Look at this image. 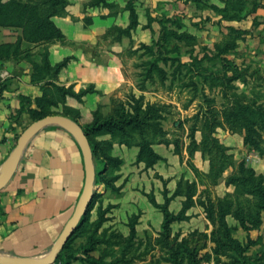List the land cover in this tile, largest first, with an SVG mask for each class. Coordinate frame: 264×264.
I'll use <instances>...</instances> for the list:
<instances>
[{"label": "rangeland", "instance_id": "374dc122", "mask_svg": "<svg viewBox=\"0 0 264 264\" xmlns=\"http://www.w3.org/2000/svg\"><path fill=\"white\" fill-rule=\"evenodd\" d=\"M109 2L115 19L110 20L111 26L105 37L113 42L121 41L118 39L120 32L111 29L129 26V2L136 7L140 24L131 31V38L124 37L129 42L122 45L120 54L121 68L129 81L127 86L111 96L108 105L98 107L104 114L111 112L114 104L118 103H124L131 110L129 105H133L132 98L139 99L143 106L156 105L160 108L159 122L166 131L168 144L154 143V149L163 160L153 168L146 169L143 163H137L139 148L136 145L114 142L111 154L124 162L120 170L114 173L120 176L115 183L120 190L114 192L103 184L97 185L98 197L90 219L80 237L72 243L71 252L78 264H169L164 261L169 257V251L165 249L163 241L159 243L164 217L153 206L149 196L164 204L165 190L169 192V197L173 196L179 183L184 180L196 183L194 199L198 202L208 199L217 202L227 197L243 199L244 196L234 186L226 185L227 177L242 162L264 176L263 119L257 127L263 147L261 153L246 146V131L230 127L223 116L226 106L231 105L237 96H244L245 103L250 101L256 107L264 108V0H202L200 4L191 0ZM149 17L153 19L151 30L145 28L149 24ZM117 20L126 26L113 24ZM175 20L184 26L179 31L193 35L196 41L191 45L172 41L167 45V51H171L176 43L179 51L164 52L162 59L167 60L157 62L165 74L155 71L148 77V63L158 59L159 54H149L142 44L151 45L153 40H158L163 25L176 29ZM236 76L240 78L229 81L226 86L225 81ZM2 87L6 85L1 84L0 89ZM211 107L220 112L219 119L223 122L214 136L227 148L233 162V167L226 170L217 184L209 177V159L196 150L191 138L195 128V139L201 142L203 117ZM25 113L19 114L17 119L20 129L18 137L34 122L31 113ZM110 139L109 135L98 138L100 141ZM183 201L184 197L181 196L174 199L170 211L179 213ZM99 207L107 211V221L96 233L95 240L98 238L105 243L96 245L93 251L88 252V237L94 233ZM135 216H138L137 234L131 237L130 222ZM188 216V220L172 224L170 239L176 238L179 242L186 240V244L195 251L205 245L211 250L213 243L205 235L210 237L214 227L207 219L204 208L197 204L188 211ZM227 222L234 228L235 238L242 242L247 240L248 234L234 217L228 216ZM253 234L261 237V240L247 254L252 258L251 264H264V224ZM217 259L220 264L230 263L225 256ZM208 263L218 264L216 259Z\"/></svg>", "mask_w": 264, "mask_h": 264}, {"label": "trees", "instance_id": "16d2710c", "mask_svg": "<svg viewBox=\"0 0 264 264\" xmlns=\"http://www.w3.org/2000/svg\"><path fill=\"white\" fill-rule=\"evenodd\" d=\"M191 1L200 4L202 0ZM68 6L69 0H0V28H17L21 29L22 32L16 43L0 44V59L17 60L22 52L27 53L29 51L28 48L31 45H44L41 52L42 60L40 63L33 64L34 73L32 76L34 83H42V96L35 99L36 108L29 107L26 109L31 113L34 121L47 116L63 115L80 124L81 112L67 106V98H75L82 102L85 96L97 93L93 85L77 92L74 90V86L66 88L55 83L60 72L70 64L73 57H67L52 66L49 61L48 48L45 45L65 40L64 33L53 19L65 16ZM87 7L111 9L112 6L109 0H90ZM127 9L129 10V26L124 29L116 27L111 29L120 32L119 40L124 37L131 38V31L136 30L140 24L133 2H129ZM227 16L226 18H229ZM152 22L153 19L149 17V24L145 28L151 30ZM173 23L177 26L176 29L163 25L158 40H153L151 45L142 44V47L149 54L151 53L153 56L159 54L158 59L148 63L150 67L148 77L155 71L165 74L157 63L159 60H167L162 59L164 52L179 51L180 48L177 43L191 45L196 41L193 35L186 31H179L184 27L180 21L175 20ZM172 41L177 43L174 44L171 51H167V45ZM24 43L28 46L23 50ZM239 78L236 76L225 81L226 86H228L229 81ZM5 88L2 87L0 93ZM244 99V96H237L236 100L231 102V105L226 106L223 111L224 120L232 128L244 129L246 131L244 144L262 153L263 147L257 127L260 120L263 119L264 121V108L262 106L256 107L255 103L250 101L245 103ZM132 101L133 105H129L131 110L124 103H118L114 104L111 112L104 114L101 108L98 107L93 111V120L90 124H80L88 136L93 150L97 169L96 185L103 184L107 189L114 192L120 190L115 185L120 176L114 173L119 171L124 163L111 154L115 141L128 146L136 145L139 148L137 163H143L146 169L153 168L163 160V157L154 149V143L168 144L165 138L166 131L159 122L161 117L159 114L160 108L152 104L143 106L139 99L132 98ZM219 115L220 112L214 107L207 110L203 117L202 140L200 143L195 139L197 129L193 128L191 132L193 146L196 147V150H200L210 161L209 177L214 184H217L228 168L233 167L231 157L227 154V148L214 136L216 129L223 126ZM107 135L111 137L110 140H98L99 137ZM176 149L178 150V147ZM226 185L234 186L244 198L232 199L227 197L218 199L217 202H213L211 199L198 202L194 199L196 183H189L184 180L179 183L173 196L169 197V192L165 190L164 204H159L155 197L149 196L153 206L159 209L164 217L160 234L161 239L159 240V243L164 242L165 249L169 251V257L165 258L164 261L169 264H204L216 259L217 263L220 264L217 258L225 256L230 259L229 264H251L252 258L247 253L254 246H257L261 240V237H255L253 233L259 231L264 224V176L258 174L254 169L248 168L242 162L237 170L227 177ZM180 196L184 197V201L182 209L176 214L170 211V204ZM97 197L98 194L95 195L87 216L58 256L55 264H71L75 258L71 252V245L77 237H80L84 226L88 223ZM197 204L204 208L207 219L214 227L210 237L205 235L213 243L211 250H208L205 245L199 251H195L186 244V240L179 242L176 238L170 239L172 224L188 220L190 218L188 211ZM97 212L98 217L94 222V233L88 237L90 246L88 252L93 251L96 245L105 243L98 238L95 240V236L107 221V211L99 207ZM228 216L234 217L241 229L248 234L246 241L242 242L234 237V228L227 222ZM137 220L138 216L131 219V237H135L137 234ZM150 264L162 263L153 262Z\"/></svg>", "mask_w": 264, "mask_h": 264}, {"label": "crops", "instance_id": "0c3cea01", "mask_svg": "<svg viewBox=\"0 0 264 264\" xmlns=\"http://www.w3.org/2000/svg\"><path fill=\"white\" fill-rule=\"evenodd\" d=\"M89 2L69 0L66 15L53 19L65 40L45 45L52 66L73 57L60 72L57 85L74 86L77 92L93 85L97 91L82 102L67 98L66 105L81 112V125L90 124L93 111L108 105L110 97L129 82L120 64L122 45L129 39L113 42L105 37L115 13L108 8H89ZM113 24L126 26L118 20ZM21 33L17 28H0V44L16 43ZM26 46L24 43L23 50ZM43 48L33 44L17 60L0 59V85L7 87L0 93V170L19 138V114L36 108L35 99L42 96V83H34L32 76ZM85 180L81 148L67 129L51 125L36 134L25 147L11 182L0 191V256L46 258L72 217ZM71 264L78 263L72 260Z\"/></svg>", "mask_w": 264, "mask_h": 264}, {"label": "water", "instance_id": "95a60500", "mask_svg": "<svg viewBox=\"0 0 264 264\" xmlns=\"http://www.w3.org/2000/svg\"><path fill=\"white\" fill-rule=\"evenodd\" d=\"M51 125H59L67 129L77 140L84 158L86 168V180L83 193L75 208V211L67 222L62 234L52 247L49 255L44 259H35L16 256H0V264H55L60 253L64 250L70 238L80 227L87 216L97 193V169L94 162V154L84 129L71 118L63 115H52L34 121L19 136L16 146L7 159L3 171L0 174V191L4 190L16 174L25 147L29 141L40 131Z\"/></svg>", "mask_w": 264, "mask_h": 264}, {"label": "bare ground", "instance_id": "6f19581e", "mask_svg": "<svg viewBox=\"0 0 264 264\" xmlns=\"http://www.w3.org/2000/svg\"><path fill=\"white\" fill-rule=\"evenodd\" d=\"M3 169H4V167H3ZM3 169L0 170V174H1V172L3 171Z\"/></svg>", "mask_w": 264, "mask_h": 264}]
</instances>
